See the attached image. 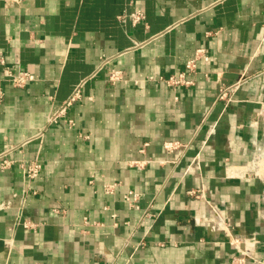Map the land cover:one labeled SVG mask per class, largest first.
<instances>
[{"label": "crops", "instance_id": "1", "mask_svg": "<svg viewBox=\"0 0 264 264\" xmlns=\"http://www.w3.org/2000/svg\"><path fill=\"white\" fill-rule=\"evenodd\" d=\"M136 10L143 23L118 22ZM198 49L209 61L193 85L157 80ZM0 60V154L14 148L0 171V202L12 201L0 264H264V0H0ZM110 69L125 80L108 83ZM6 70L34 80L15 87ZM166 141L189 144L178 164ZM24 190L35 194L21 205Z\"/></svg>", "mask_w": 264, "mask_h": 264}, {"label": "built area", "instance_id": "2", "mask_svg": "<svg viewBox=\"0 0 264 264\" xmlns=\"http://www.w3.org/2000/svg\"><path fill=\"white\" fill-rule=\"evenodd\" d=\"M11 1L18 3L21 0H11ZM117 20L121 24H124L125 22L128 21L130 24H132L134 26V25L143 23L145 21V14L142 11L136 10V11H132L130 13H123V14L119 15L117 17ZM136 45L138 46L140 44H136ZM208 61H209V57L205 53V50L204 49H198L195 51L194 56L186 61V63L184 64L183 70L180 71L177 75H170L168 77L160 76L157 78V80L162 82L166 86L173 87V88L178 87V86H186V87L191 86V85H193V80L191 79V77L194 74H196L199 62H208ZM0 63L3 64L4 63L3 60H0ZM107 63H108V59H103L101 62V65L99 66L98 69L100 70L101 68L105 67V65ZM5 75L9 78V81L11 82V84L15 87H18V88H23L26 84H28L29 82L34 80V76L32 74H30L29 72H26V71H22V70H18L15 73H10L8 70H6ZM125 78H126V75L121 70L110 69L108 71L107 81L110 84H115L116 82L123 81V80H125ZM152 79L153 78H150V80H152ZM247 81H248V76L243 75V76H240L236 82H234L228 86H222L219 89V92L217 95V100L219 102H223L225 104L232 103L234 101L233 100L234 94ZM82 86H83V82L78 84L75 87L71 96L65 102H63L60 105V107L55 109L48 116V118L46 120V126L43 128V130H41L39 132V134L37 135L38 137H42L43 133L47 130L48 127L57 124L62 119L65 120L68 109L70 107H72L75 103H77L81 99ZM1 97H2V92H0V99H1ZM66 123L68 126H71V127L74 126V123L72 120L67 119ZM213 127L214 126L211 127V131H212ZM188 148H189V144L181 143L178 141H166L163 143L164 151L168 154L173 155L174 158H173L172 162L174 164L179 163L180 158L184 156V153L186 152V150ZM13 150H14V148L12 147L8 151L0 154V171L8 169L14 164V160H12V158H10V153ZM194 158H195L194 160H197L198 156L196 155ZM131 165L139 168V167L145 165V162H142V163L133 162ZM21 167L23 170V174L27 180L35 179L38 176L40 169H41V165L36 161L30 162L26 166L22 165ZM116 187H117L116 184H106L103 187V192L106 195L114 194ZM29 193L35 194V192H30V190L29 191L24 190L21 192V197H23V198H20L21 205L26 199L24 197L28 196ZM190 194H194V192H190ZM16 197H17V195L13 194V197H12L13 200L17 199ZM123 199L126 203L129 204V206L131 208H133V209L139 208V206L137 204V201L139 199V194L133 193V192H128L126 195H124ZM11 203H12L11 200L0 202V211L9 208L11 206ZM144 216L148 217L149 214H144ZM22 225L24 226V228L33 227V224H30L29 222H25V221H22ZM243 262H244L243 258H237V259H234L231 262V264H243Z\"/></svg>", "mask_w": 264, "mask_h": 264}]
</instances>
